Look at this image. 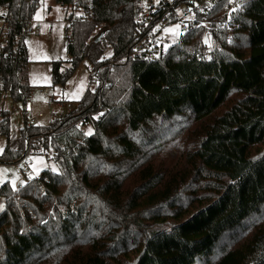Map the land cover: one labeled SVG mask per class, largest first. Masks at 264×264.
<instances>
[{
  "label": "trees",
  "instance_id": "16d2710c",
  "mask_svg": "<svg viewBox=\"0 0 264 264\" xmlns=\"http://www.w3.org/2000/svg\"><path fill=\"white\" fill-rule=\"evenodd\" d=\"M140 1L75 2L83 16L71 24L72 64L61 72L55 62L53 82L84 60L99 75L76 108L48 126L25 119L15 139L3 111L0 164L34 148L52 150L59 169L19 191L0 186V264H264V0H238L229 39L201 26L157 61L132 55ZM39 3L0 0L14 14L2 79L23 105L31 86L22 33ZM207 35L223 49L208 55ZM181 132L184 156L171 169L152 163ZM227 235L237 240L225 249Z\"/></svg>",
  "mask_w": 264,
  "mask_h": 264
},
{
  "label": "rangeland",
  "instance_id": "374dc122",
  "mask_svg": "<svg viewBox=\"0 0 264 264\" xmlns=\"http://www.w3.org/2000/svg\"><path fill=\"white\" fill-rule=\"evenodd\" d=\"M60 4L56 0H40L35 12L36 20L40 22V28L25 36V44L28 51L29 63L27 66V82L31 86L30 94L26 105L22 102H15L12 97H7L5 109L10 114V139L20 136V130L28 118L35 117L38 113H44L43 117H37L32 122L36 126H48L56 119H60L67 114L69 107H77L88 89L95 88L92 77L93 66L90 61L80 62L73 70L72 75L64 83L53 82V66L55 62L61 61V72L71 67V56L67 53V33L64 30L65 13L62 12ZM71 12V10H67ZM72 18L83 16L82 9L75 7ZM176 27V26H175ZM177 29V27L175 28ZM174 30V29H173ZM96 32H94L95 34ZM112 51L107 50L106 56H110ZM49 89V95L54 98L50 102V97H44L40 93L41 89ZM82 130L91 135L94 132L92 125L81 126ZM185 132L175 136L167 144L160 146L154 152L151 162L161 164L163 168H172L184 156L182 138ZM7 144V137L0 138V151ZM36 144V143H34ZM36 146V145H35ZM264 148V144L261 149ZM41 149V148H40ZM34 148L30 149L28 158L32 162L29 177H37L43 170L58 171V166L52 158L45 156V153H36ZM11 168L0 166V186L8 181L7 172ZM5 199L0 196V212L5 209ZM249 234V232H248ZM236 238L227 235L225 238V249L227 246L235 245ZM224 249V248H223Z\"/></svg>",
  "mask_w": 264,
  "mask_h": 264
},
{
  "label": "built area",
  "instance_id": "2783aa9c",
  "mask_svg": "<svg viewBox=\"0 0 264 264\" xmlns=\"http://www.w3.org/2000/svg\"><path fill=\"white\" fill-rule=\"evenodd\" d=\"M77 0H75L76 2ZM191 3H180L179 0H141L139 3V11L137 13L138 26L134 33L132 55L144 60L157 61L165 57L170 50L175 46L182 44L184 36L187 32L203 26L206 32L211 30L228 31V39L231 37V32L237 26L233 24L231 17L235 15L234 8L238 4V0H230L226 5V10L217 8L216 6L221 0H190ZM75 2L70 5H60L61 11L65 13L64 30L67 33V43H72V22L78 18H72ZM67 10H71L68 12ZM233 11V12H232ZM226 14V17L223 15ZM208 18V16H212ZM14 14L9 4L0 6V59L2 50L10 40L12 30V21ZM40 28V22L36 20V15L33 13L29 19L26 28L23 30L22 36L25 38L27 33L35 31V28ZM177 29H175L176 27ZM101 29L99 24L94 27V32ZM174 29V30H173ZM208 44L207 54L209 55L212 50H222L223 46L220 42L212 43L211 37L206 36ZM126 58L116 60L112 58L111 65L123 61ZM92 77L95 82V89H97V82L99 79L98 70L92 72ZM40 93L44 97H50L49 101L54 102L53 95H49V89H41ZM7 97H11V92L4 86L2 79V66L0 63V118L5 109V101ZM73 108L69 107V111ZM44 113L40 112L35 117L28 118L27 123L33 124V120L37 117H43ZM32 149V148H31ZM28 154L14 163H1L0 166L11 168L7 172V176L13 179L14 182L8 180L16 191H19L27 180L33 178L29 177V172L32 166ZM45 156L52 158L53 151L49 150ZM39 177V176H37ZM46 181L48 179H45ZM45 188L41 189V193H45ZM18 199V197H17ZM19 204H23L19 202ZM75 212V210H72ZM22 216L26 213L22 210ZM66 211L63 210L62 214L65 215ZM32 216H35L32 214Z\"/></svg>",
  "mask_w": 264,
  "mask_h": 264
}]
</instances>
